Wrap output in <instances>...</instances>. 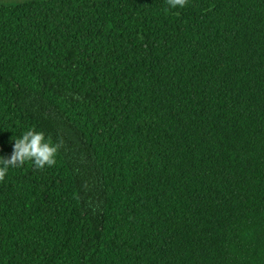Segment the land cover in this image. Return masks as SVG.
<instances>
[{"label":"trees","instance_id":"1","mask_svg":"<svg viewBox=\"0 0 264 264\" xmlns=\"http://www.w3.org/2000/svg\"><path fill=\"white\" fill-rule=\"evenodd\" d=\"M0 264H264V0L0 3Z\"/></svg>","mask_w":264,"mask_h":264},{"label":"clouds","instance_id":"2","mask_svg":"<svg viewBox=\"0 0 264 264\" xmlns=\"http://www.w3.org/2000/svg\"><path fill=\"white\" fill-rule=\"evenodd\" d=\"M171 8H183L188 0H166ZM64 147L63 138L52 143L45 138L42 131L26 130L20 138L14 139L13 151L10 157H0V182L5 179L10 168L23 166L31 162L35 168L44 169L56 164V155Z\"/></svg>","mask_w":264,"mask_h":264},{"label":"rangeland","instance_id":"3","mask_svg":"<svg viewBox=\"0 0 264 264\" xmlns=\"http://www.w3.org/2000/svg\"><path fill=\"white\" fill-rule=\"evenodd\" d=\"M27 0H0V3H13V2H22Z\"/></svg>","mask_w":264,"mask_h":264}]
</instances>
